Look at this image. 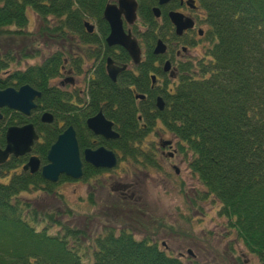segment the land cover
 <instances>
[{"label":"trees","instance_id":"trees-1","mask_svg":"<svg viewBox=\"0 0 264 264\" xmlns=\"http://www.w3.org/2000/svg\"><path fill=\"white\" fill-rule=\"evenodd\" d=\"M142 1L147 52L138 73L126 71L112 83L103 61L97 60L95 77L88 80L85 101L77 109L63 102L64 94L53 81L65 59L72 66H78L84 55L96 59L88 51L101 46L108 32L101 20L106 0H0V38L23 36L29 9L40 20L38 35L58 46L40 63L23 69L15 68L10 52H0V90L28 85L40 94L27 119L0 109V148L8 127L29 122L39 136L32 154L45 165L47 150L62 129L71 126L80 153L102 146L120 160L153 164L142 144L160 122L178 150L190 155L188 166L202 186L203 200L219 204V215L244 250L264 264V0H195L203 15L200 23L207 28L204 55L180 61L174 79L154 66L163 58L155 57L151 49L157 39L169 37L167 28L162 32L150 14L157 0ZM84 21L93 23L96 33H87ZM65 42L72 52L66 51ZM118 58L129 59L124 51ZM152 72L163 76L161 88L154 92L148 88ZM131 86L147 96L141 112ZM157 97L164 101L162 111L155 107ZM99 111L112 123L117 139L105 141L86 129V119ZM43 113L51 115V124L40 122ZM25 160L11 158L0 169V176L9 175L0 182V264H186L126 230H103L89 241L84 230L62 223L57 212H37L21 195L30 191L50 195L55 185L39 173L22 172ZM94 174L98 171L82 164L84 181ZM66 182L70 180L65 177L58 180Z\"/></svg>","mask_w":264,"mask_h":264},{"label":"rangeland","instance_id":"rangeland-1","mask_svg":"<svg viewBox=\"0 0 264 264\" xmlns=\"http://www.w3.org/2000/svg\"><path fill=\"white\" fill-rule=\"evenodd\" d=\"M26 16L28 25L23 36L0 38V52H10L17 69L40 63L43 55L58 47L48 36L38 35L40 20L36 15L26 9ZM195 16L203 15L199 11ZM63 45L67 51L69 45ZM204 51V46L190 49L181 61H196ZM71 66L64 64L65 70ZM86 67L82 65V71L73 74L79 81L76 91L83 89ZM170 137L155 126L145 144H158ZM188 160L190 155L180 151L171 161L179 170L178 175L172 168L165 171L150 167L149 171L133 161L119 160L114 169L98 171L85 181L55 184L50 195L30 191L21 196L29 199L37 212H57L62 223L84 230L89 241L103 230H126L136 240H148L168 255H182L186 264H259L244 250L226 218L219 215V204L214 199L203 200L199 194L202 186L190 171ZM8 179V175L1 177L0 182ZM130 182L134 184L130 190L132 199L114 192L118 185ZM84 245L87 248L89 242Z\"/></svg>","mask_w":264,"mask_h":264},{"label":"water","instance_id":"water-1","mask_svg":"<svg viewBox=\"0 0 264 264\" xmlns=\"http://www.w3.org/2000/svg\"><path fill=\"white\" fill-rule=\"evenodd\" d=\"M170 1L159 0L158 5L164 6ZM118 3L123 6L128 17L131 19L135 18L137 8L135 0H118ZM187 5L193 8L194 1L188 0ZM153 14L155 18H159V8H154ZM168 17L175 27V34L177 36L182 35L184 31L191 29L193 26L191 20L177 13L172 12ZM102 19L107 23L109 28L108 36L105 39L106 45L122 47L127 51L133 63L138 65L141 60L140 49L136 40L123 32L120 13L112 8V6L107 5L102 12ZM83 27L88 33L92 31V26L86 22L83 24ZM165 53L166 46L159 40L153 50V54L164 55ZM170 69V63L168 61L165 62L163 71L167 73ZM123 70H125L124 67H114L109 59L106 60L105 72L111 82H115L117 74ZM170 76H174L173 72L170 73ZM152 81H155L154 76H152ZM39 97L40 94L28 85H23L17 90L12 88L0 90V109L5 108L14 111L27 118L31 111L35 109L34 101ZM137 98L144 99L143 96H137ZM156 107L159 111L164 109V102L161 97L156 99ZM40 122L51 124V115L43 113L40 117ZM85 127L93 136L100 137L104 140H115L118 138V135L112 130V123L106 120L101 112L88 118L85 122ZM37 140L38 136L30 123L20 127H8L4 132V148L0 150V165L4 164L9 157L18 158L27 155V161L21 170L23 172L28 171L30 174L39 171L44 181L54 184L60 176H64L73 181L80 180L82 178V163L96 170H110L117 164L115 154L103 147L95 150L84 149L80 157L75 132L69 126L57 136L55 142L49 147L45 156L46 164L40 168L38 159L30 156L31 148ZM175 169L176 173H178V169Z\"/></svg>","mask_w":264,"mask_h":264},{"label":"flooded vegetation","instance_id":"flooded-vegetation-1","mask_svg":"<svg viewBox=\"0 0 264 264\" xmlns=\"http://www.w3.org/2000/svg\"><path fill=\"white\" fill-rule=\"evenodd\" d=\"M158 1L159 0H157L155 5L150 9V14L152 15L153 19L156 21V24L159 26V28L161 29L162 32H164V30L167 28L169 37H166L164 40L167 53L164 56H156V57L163 58V60L157 59L156 62L154 63V66L160 67L161 72L164 73L163 72V64L166 61H169L170 65H171V71L170 72H173L174 69L176 68L175 66H177V64L181 61L182 57L184 56V54L181 53V51H184V50L190 51V49H196L197 47L205 46L204 36H205V32H206L207 28L204 24L200 23L201 19H202L201 16H195L198 12L196 9L194 10L195 6L193 8H191L187 5L188 0H171L169 3H167L164 6H159ZM135 2L137 4V8H136L134 19H131L130 17H128L126 15L125 9L123 8L122 5H120L118 3V0H106L104 8L107 5H109V6H112V8H114L118 13H120V21H122L123 32L126 35H129V36H131V38L136 40L137 45H138L140 52H141L142 61H144L146 58V52H147L146 39L144 37L145 31H146V24L142 21V15L144 13V7H143V1L142 0H135ZM104 8H103V10H104ZM153 8H159V10H160V17L159 18L154 17L153 11H152ZM172 12L177 13L179 15H182L184 18H187L188 20H191V22L193 24L192 28L187 30V31H184L182 35L176 36L175 35V28L173 27V24L171 23V21L168 17V15ZM163 18L167 19V21H168L167 24H164ZM101 20L104 22V24L106 25L107 30H108L106 36L103 39V44L101 46L96 45L94 47V49H90L91 51H88L89 55H91V56L97 55V56H95L96 59L91 58V60H90L89 58H87V56L84 55L85 58H83L81 60V62L78 64V66H71L67 70H65V68L62 67L60 75L57 78V79H60V81L58 82V84H56V82H54L55 83L54 85L59 88L61 93L64 94L63 102L68 103L77 109L81 108L82 103L85 101L86 92H87V88H88V80H93L95 77L94 64L96 63L97 60H98V62L99 61L101 62V60L103 61V71L104 72H105V63H106L107 59H109L111 61L112 65L114 67H117V68L124 67L125 68V70L120 71L117 74L115 81L118 78H120V76H122L126 71L137 74L138 73V67L140 66L139 64L138 65L132 64V60H131L129 54L122 47L107 46L106 45L105 39L108 36L109 28H108L107 23L102 19V13H101ZM91 26H92V31L89 34L96 33L95 25L93 23H91ZM204 27H205V29H204ZM169 38H170V40H169ZM69 50L70 49L68 48L67 51L72 52ZM120 51H124L127 54L128 58H129L128 61L122 62V61L118 60ZM151 51H153V48L151 49ZM187 54H185V55H187ZM88 61L91 62V65L87 64ZM64 64H67V59L64 60ZM82 65L88 66V67H86L87 70L83 72V74H85V76H86L85 82L83 84L84 90L79 89L78 91H76V90H74V88L76 87L75 85L79 84V81H78V79H74L73 74H74V72H76V75H78L80 73V71H82ZM105 75H106V77H108L106 72H105ZM151 75L156 76V81L151 82L150 85L148 86V88H149L150 92H154L155 91L154 88H157V87L161 88L162 82H163V76H161L160 73H153V72L150 73L149 77ZM164 75L168 78H171L169 76V73H164ZM112 83H114V82H112ZM66 88H69V89H66ZM130 88L134 91L133 94L134 95L136 94L135 95V103H136L137 109L139 110V112H141L143 110V107H144L143 103L146 101L147 96L144 93L143 94L139 93L137 91L136 86H131ZM137 96H143L144 99H138ZM99 112H101V111H99ZM31 113H32V111H31ZM31 113H30V115H31ZM30 115L27 118H29ZM155 126H158L159 129L162 130V132L164 134L167 132L164 128H162L160 122H156V124L153 127H151V129L148 131L147 137L149 135H151L152 132L154 133ZM65 128L66 127H64V129ZM38 139H39V136H38ZM176 145H177L176 140L172 137H170L167 140H160L158 144H153V145L142 144V148L144 150V155L154 158L152 160L153 164H148L149 162H147V160H146V161H144V164L142 166L147 168L149 171H150V167L155 168V169L165 170V171H167L169 168H172L174 170V173L176 175H178L179 170H178V173H176V169H175L174 164H171V161L174 160L176 158V156L179 155V153H180V151L178 150ZM0 149L2 150V148H0ZM117 156L119 157V155H117ZM124 161H129V160H124ZM2 166H3V164L0 165V169ZM130 179H131V177H130ZM133 185L134 184H132L131 182L120 184V185H118V187L116 189H114L115 190L114 192H116V193L119 192L118 194L124 198L129 197V199H132V193L130 192V190H131ZM118 189L120 191H118ZM111 190H113V189L111 188ZM162 247H164V246H162ZM178 258L183 259L184 257L182 255H180V257H178ZM246 263H248V262H246Z\"/></svg>","mask_w":264,"mask_h":264}]
</instances>
